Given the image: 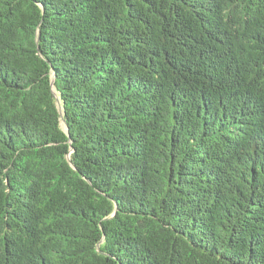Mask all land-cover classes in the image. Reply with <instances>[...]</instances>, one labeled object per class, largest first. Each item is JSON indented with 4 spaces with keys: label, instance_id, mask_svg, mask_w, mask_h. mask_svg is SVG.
I'll return each mask as SVG.
<instances>
[{
    "label": "trees",
    "instance_id": "1",
    "mask_svg": "<svg viewBox=\"0 0 264 264\" xmlns=\"http://www.w3.org/2000/svg\"><path fill=\"white\" fill-rule=\"evenodd\" d=\"M0 264H264V0H0Z\"/></svg>",
    "mask_w": 264,
    "mask_h": 264
}]
</instances>
